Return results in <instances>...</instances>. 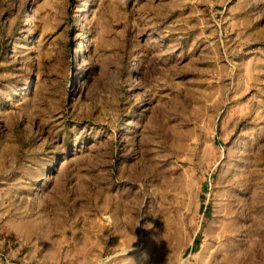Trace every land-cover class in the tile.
<instances>
[{
  "label": "rangeland",
  "instance_id": "obj_1",
  "mask_svg": "<svg viewBox=\"0 0 264 264\" xmlns=\"http://www.w3.org/2000/svg\"><path fill=\"white\" fill-rule=\"evenodd\" d=\"M128 248L264 264V0H0V264Z\"/></svg>",
  "mask_w": 264,
  "mask_h": 264
},
{
  "label": "bare ground",
  "instance_id": "obj_2",
  "mask_svg": "<svg viewBox=\"0 0 264 264\" xmlns=\"http://www.w3.org/2000/svg\"><path fill=\"white\" fill-rule=\"evenodd\" d=\"M225 216H226L225 218L228 219V222L227 221H226V223L224 222L223 223V226H226V231L231 234V232L228 231V226H231L233 224V213H232V211L228 210L225 213ZM229 238H230V236H229ZM223 246L228 250L227 254L229 256H231V257L233 256V252L234 251L235 252H240L241 251L240 246L238 244L234 243L232 240L227 241ZM197 261L198 262H203V263H206L207 262L205 260V257L202 256V255L201 256H198ZM183 263L184 262H181V263L179 262V264H183Z\"/></svg>",
  "mask_w": 264,
  "mask_h": 264
},
{
  "label": "clouds",
  "instance_id": "obj_3",
  "mask_svg": "<svg viewBox=\"0 0 264 264\" xmlns=\"http://www.w3.org/2000/svg\"><path fill=\"white\" fill-rule=\"evenodd\" d=\"M130 250H131V248L124 249V250H122V251H123V254L127 257V260H128V262H129V264H132L131 259L128 258V256H127V253H128ZM101 264H103V262H101Z\"/></svg>",
  "mask_w": 264,
  "mask_h": 264
}]
</instances>
